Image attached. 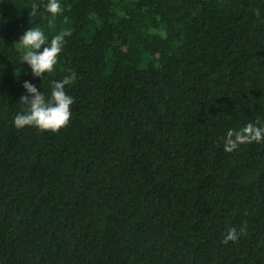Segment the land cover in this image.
I'll list each match as a JSON object with an SVG mask.
<instances>
[{"label":"trees","instance_id":"1","mask_svg":"<svg viewBox=\"0 0 264 264\" xmlns=\"http://www.w3.org/2000/svg\"><path fill=\"white\" fill-rule=\"evenodd\" d=\"M59 2L0 0V264H264V141L224 150L264 126V0ZM29 27L72 33L43 79ZM72 72L66 127L14 126Z\"/></svg>","mask_w":264,"mask_h":264},{"label":"clouds","instance_id":"2","mask_svg":"<svg viewBox=\"0 0 264 264\" xmlns=\"http://www.w3.org/2000/svg\"><path fill=\"white\" fill-rule=\"evenodd\" d=\"M39 7L40 5L33 3L29 15H37ZM44 7L53 15V18L63 11L59 0H48ZM256 14L259 15L258 12ZM71 34L70 30L62 31L51 39L50 46H44L47 43V37L39 27H29L21 35L18 42L27 49L22 60L31 67L33 77L43 79L45 73L53 72L54 66L57 64V57L63 50L65 37L71 36ZM42 46H44L43 50L40 51ZM76 79V74L72 72L62 81H53L51 96L47 98L43 92L37 89L36 85L25 81L23 88L26 90V94L21 96L19 103L26 107L23 112L17 113L15 116L14 126L17 129L34 126L42 132L52 131L54 133L66 127L70 122V108L74 103V98L67 94L65 86L71 85ZM259 124L260 121H257L256 124L250 122L239 130L229 129L226 134L224 150L231 153L239 145L264 141V126H258ZM244 231V228L237 232L236 228L230 227L223 243L237 241Z\"/></svg>","mask_w":264,"mask_h":264}]
</instances>
